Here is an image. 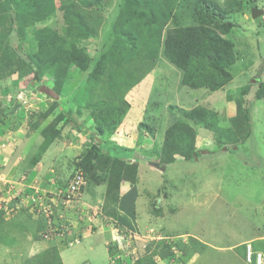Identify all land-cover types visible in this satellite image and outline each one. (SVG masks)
<instances>
[{
	"label": "rangeland",
	"instance_id": "rangeland-1",
	"mask_svg": "<svg viewBox=\"0 0 264 264\" xmlns=\"http://www.w3.org/2000/svg\"><path fill=\"white\" fill-rule=\"evenodd\" d=\"M120 1L110 0L103 7L105 18L98 36L81 38L77 43L86 47L93 62L106 46L112 28L108 22ZM195 1L177 0L170 26L191 24ZM215 1L228 10L225 19L232 22L225 34L235 45L236 59L228 68L232 79L215 91L191 88L181 82L182 70L161 51L151 71L131 85L123 97L112 94L109 72L114 65L109 63L103 66L98 77L72 68L61 91L55 88V77L43 67L37 88L45 96L34 87L29 88L33 72L20 78L17 74L5 73L10 58L15 62L20 58L24 64L36 53L38 26L54 22L61 26L63 19L58 9L54 16L30 26L31 19L22 16L17 21L18 0H12L16 3L13 9L16 21L11 25L9 18L1 17L7 12L2 5L0 118L3 117L2 99L17 98L23 87L29 90L28 101L17 109V115L11 116L20 138L32 134L30 146L27 140L23 151L22 168H31L41 161L45 173L54 168L61 180L70 179L77 170L86 171L78 161L87 157V149L94 143L97 131L101 135H96V139L105 153L140 163L136 164V183L131 182L132 165L122 175L130 183L128 189L116 191L119 195L112 199L110 184L114 177L107 158L92 160L94 167L87 170L89 180L85 193L88 197L85 196L83 206L99 207L106 216L102 215L99 223L95 217L91 219L93 215L78 224L72 221L68 237H81L73 244L35 237L38 219L28 218L23 212L10 218L20 210L33 215L26 206L28 200H20L12 211L5 207L7 220L0 226V264H22L27 256L41 252L52 243L60 248L64 264H112L113 260L116 264H253L244 259L245 241L251 240L255 248L264 251V97H255L257 69L264 58V15L259 16L261 19L252 16L254 7L264 9V0H256L252 7L248 0ZM56 3L59 7L60 1ZM261 79L264 81V75ZM260 91L264 93V89ZM245 95L252 108L250 131L244 117L239 115ZM200 106L207 109V116L199 110ZM196 107L198 110L190 113ZM62 111L63 117L58 120ZM186 114L193 117L186 121H191L195 139L182 129L172 142L167 141L169 127L189 117ZM32 123L37 126L30 130ZM191 147L196 149L195 158L189 160L187 154ZM172 152L175 161L163 162L165 154ZM149 160L165 163L166 168L151 164L152 167ZM38 174L42 178L43 174ZM49 183L44 186L48 191ZM20 189L9 187L0 199L13 201ZM106 193L117 209L116 216L104 212ZM99 196L103 198L95 199ZM70 214L77 216L73 211ZM110 231L116 232L112 235L120 242V249L117 245L111 249L109 243L106 249L105 239L112 236ZM158 240L170 248L164 244L156 247ZM167 249L171 255L163 257L161 253Z\"/></svg>",
	"mask_w": 264,
	"mask_h": 264
},
{
	"label": "trees",
	"instance_id": "trees-1",
	"mask_svg": "<svg viewBox=\"0 0 264 264\" xmlns=\"http://www.w3.org/2000/svg\"><path fill=\"white\" fill-rule=\"evenodd\" d=\"M59 1L60 5L57 7L56 0H18L17 15L19 18L17 21L23 16L28 20H32L31 26L36 22L54 16L58 9L63 19L61 26L59 23L54 22L49 25L38 26L35 29L38 42L37 51L31 58L26 59L24 64L20 58H16V62L10 58V61L6 63L5 73L7 72L8 75L18 74L20 77L33 72L29 88L34 87L39 90L37 87L42 78L43 67L47 68L48 72L55 77L57 82L55 88L61 91L63 83L69 78L68 75L73 72L72 68H75L76 71L89 72L92 77H98L103 66L109 63L114 65V69L109 72L112 94L113 96L121 95L123 97L131 85L139 82L151 71L161 51L172 64L182 70L181 82L191 88H207L215 91L223 88L232 79V73L228 68L236 59L235 45L234 41L225 35L230 31L232 22L225 19L228 10L221 7L215 0L195 1L193 5L194 12L190 16L192 19L190 22L192 23L175 26H170V22L175 17L177 0H121L108 22L112 28L109 38L106 40V46L95 62H93V58L86 47L79 46L77 43L81 38L99 35L105 18L103 7L108 5L110 0ZM248 1L251 7L255 5L256 0ZM15 4L12 3V0H5L2 3V5H5L7 12L1 17L3 19L9 18L11 25L16 21L13 10ZM2 5H0V12L3 10ZM258 18L261 19V17ZM22 33H25V30H22ZM1 46H3L2 41L0 48ZM108 46L109 48H107ZM7 52L8 50H6ZM24 68L25 72H21L24 71ZM90 68L92 69L90 70ZM262 75H264V58L257 69L256 81L258 88L255 97L259 98L264 97L261 96L264 93L260 91L264 89ZM15 99L17 100V98ZM15 99L10 101L12 106L9 108L2 104L3 117L0 118V121L5 120L4 115L7 116L10 109H13L12 112L14 113L16 109L22 107V103ZM243 102L239 115L244 117L250 131L252 108L246 95ZM198 108L206 113L205 116L208 115L205 107L200 106ZM197 110L196 107L190 113H195ZM63 114L62 111L58 116V120H61ZM185 116L189 117L183 118L179 123L174 122L169 127L166 133L167 141L172 142L174 136L180 134L182 129L187 130L191 138L195 139V130L191 121H186L193 117H190V114ZM206 120L207 118H205ZM33 124L30 130L37 126ZM96 135L100 136L101 133L99 131L95 133L93 136L94 143H91L87 149V157L79 160L78 163L80 167L86 170L84 172L88 178L87 170L94 167L92 160L100 157L107 158L112 177H114L112 184H110L113 199V197L119 195L118 190L126 191L128 189L130 183H126L127 180L122 178V175L130 170L132 165H134V171L131 182L136 183L138 161L130 163L126 161L127 158L125 157L105 153L104 148L97 141ZM171 145L169 144V147H172ZM195 151L196 149L193 150L192 147L188 150L189 160L195 158ZM174 154V152L166 153L163 162L169 164L175 161ZM105 196L107 201L104 199V212L107 215L112 216L113 214L116 216L117 209L112 206L113 201L108 200L107 193ZM13 201H10L11 206L20 201V198H14ZM21 212L25 211L20 210L13 213L12 216ZM6 220L5 210L2 208L0 209V226ZM39 221L41 225L35 236L37 238L40 236L39 231L46 226L43 215L39 217ZM68 239L71 238L68 237ZM68 239L65 241L68 242ZM155 244L156 247H160L164 242L158 240ZM168 248L170 247L168 246ZM161 254L163 257H168V255H171V251L167 249ZM22 264L64 263L59 247L54 244L35 255L26 257Z\"/></svg>",
	"mask_w": 264,
	"mask_h": 264
},
{
	"label": "built area",
	"instance_id": "built-area-1",
	"mask_svg": "<svg viewBox=\"0 0 264 264\" xmlns=\"http://www.w3.org/2000/svg\"><path fill=\"white\" fill-rule=\"evenodd\" d=\"M28 93L29 90L26 87L21 88L18 91L17 100L22 104L26 103L29 99ZM2 146H5V143H2ZM38 182L39 181L37 180V177L31 178V175L26 173L21 175L20 179L18 180H5L6 186H8V188H14L16 186L17 190L18 188H21V191L19 190L20 193L17 192V196L14 198L19 197L23 202L28 200L27 202L29 205L26 204V206L31 208L30 211L36 214L38 217L42 215L44 216L46 226L40 231V235L44 239L56 240V242L66 240L73 226L72 221L75 220V222L78 224L80 221H84L86 216L91 217L93 215L91 219H94L95 217L96 221L99 223L101 220H103V216H106L104 213H102L101 209L99 210V207L91 205V209L85 205L83 206V204L86 203L85 191L88 184V178L84 171L77 170L65 185L58 186L53 191L42 190ZM28 188L31 190L27 191ZM0 200H2L0 209L3 208L6 213V209L8 208L10 211L15 210L14 208L18 207V202H20L18 201L17 204L13 205L14 207L10 208L9 206L11 205L8 200ZM71 211H73V213H75L77 216L71 215ZM80 238V235H77L72 239H69L68 243L73 244L74 241L79 242ZM115 239L116 238L114 237L108 243L110 244L111 249L115 245H117L120 249L122 246L120 242ZM245 247V257L247 262L253 264H264V251L255 248L252 241H247L245 243ZM114 262L115 260H113L112 264H116V262Z\"/></svg>",
	"mask_w": 264,
	"mask_h": 264
},
{
	"label": "crops",
	"instance_id": "crops-1",
	"mask_svg": "<svg viewBox=\"0 0 264 264\" xmlns=\"http://www.w3.org/2000/svg\"><path fill=\"white\" fill-rule=\"evenodd\" d=\"M17 76H18V74H17ZM17 78H20V77L18 76ZM34 90L37 91L38 93H40L41 96H43V95L45 96L43 91H38L35 88H34ZM2 100L4 102L3 105L5 107L9 108V107L12 106V104H10L11 103L10 102L11 101L10 96H7V97H5ZM12 111H13V109H10V111L7 114V116L4 115L5 120L0 121V193H4V192L8 191V186H6L5 179H6V181L10 180V178L13 179V180H17L24 173H27V174L31 175V178L32 177H37V180L39 181L38 184L41 187V189L44 190V191H48L44 187V186H47V182H50L49 183L50 184L49 185L50 186V191L55 190L58 186L65 185L68 182L69 179L68 178L67 179H62V180H65L63 182L61 180V178H59V176L56 175V172L54 171V168L48 170L45 173V169L46 168H45V166L43 165V163L41 161H39L38 164H36L35 166H33L31 168H26L25 170L22 168V166H21V165H23V161L22 160H23V158L25 156L23 151L26 148V146L28 145V141L27 140H29V146H30V141H32V139H31V135L32 134H28V136L25 139L24 138H20L18 131L15 130L16 127L14 126L15 125L14 124V120L11 119L12 115L15 116V115L18 114L17 113L18 110L16 109L14 113ZM14 135H15V137H13ZM16 136H18L20 141H18V138ZM2 143H5V147L2 146ZM29 146H28V148H29ZM152 162H157V161L156 160H152V161L149 162V164L151 165ZM139 163L140 162L138 161V164ZM37 172L40 173V174H43L42 178L39 177V174ZM56 178H58V179H56ZM42 185H43V187H42ZM30 190H31L30 188L27 189V191H30ZM85 196H87V193H85ZM98 198H99V200H101L103 197L99 196V197H97L95 199H98ZM23 213H25L26 216H28V218L31 217L32 219H36V220L38 219L37 222H38V228H39V226L41 224H40L39 218L37 216H35L34 214L31 215L30 213L28 214L27 211H25ZM15 215H17V214H15ZM15 215H13V216H15ZM13 216H11L10 218H12ZM107 232H109V231H107ZM107 232H105V233H107ZM87 233H88V235H92V233H90V232H87ZM95 233L96 232H94L93 234H95ZM112 233H114V232H111V235H112ZM106 237L107 236L105 235L104 238H106ZM110 238L113 239V235L110 236ZM110 238L108 240L105 239L106 249H107V243L109 241H111ZM93 239H97V236L95 238H93ZM247 241H251V240H247ZM247 241H245V243ZM59 242L60 241H58L57 243H59ZM245 243H244V245H245ZM52 245H54V244L52 243ZM36 247L37 246H35V248ZM46 248L47 247H45L44 249H46ZM44 249H42V250H44ZM205 249H207V248L205 247ZM245 255H246V247H245ZM30 256H32V255H30ZM27 257H29V256H27ZM244 259L246 260V257H244ZM190 264H192V263H190Z\"/></svg>",
	"mask_w": 264,
	"mask_h": 264
},
{
	"label": "water",
	"instance_id": "water-1",
	"mask_svg": "<svg viewBox=\"0 0 264 264\" xmlns=\"http://www.w3.org/2000/svg\"><path fill=\"white\" fill-rule=\"evenodd\" d=\"M261 15H264V9H259L258 7L253 8L252 16L253 18H257ZM154 167L165 169L166 164L165 163H160V162H152Z\"/></svg>",
	"mask_w": 264,
	"mask_h": 264
},
{
	"label": "clouds",
	"instance_id": "clouds-1",
	"mask_svg": "<svg viewBox=\"0 0 264 264\" xmlns=\"http://www.w3.org/2000/svg\"><path fill=\"white\" fill-rule=\"evenodd\" d=\"M26 174H27V173H26ZM20 177H21V176H20ZM20 177H19L18 179H20ZM18 179H17V180H18ZM12 180H13V179H12ZM86 188H87V187H86ZM16 204H17V203H16ZM29 210H30V209H29ZM34 215H35V214H34ZM37 217H38V216H37ZM38 218H39V217H38ZM39 234H40V231H39ZM40 236H41V235H40ZM41 239H42V238H41ZM57 242H58V241H57Z\"/></svg>",
	"mask_w": 264,
	"mask_h": 264
}]
</instances>
